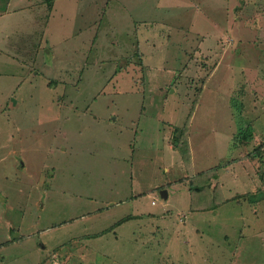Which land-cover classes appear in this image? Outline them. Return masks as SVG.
<instances>
[{
    "label": "rangeland",
    "instance_id": "374dc122",
    "mask_svg": "<svg viewBox=\"0 0 264 264\" xmlns=\"http://www.w3.org/2000/svg\"><path fill=\"white\" fill-rule=\"evenodd\" d=\"M0 192V264H264V0H0Z\"/></svg>",
    "mask_w": 264,
    "mask_h": 264
},
{
    "label": "crops",
    "instance_id": "0c3cea01",
    "mask_svg": "<svg viewBox=\"0 0 264 264\" xmlns=\"http://www.w3.org/2000/svg\"><path fill=\"white\" fill-rule=\"evenodd\" d=\"M53 1V3L55 2H58V0H52ZM57 7V6H56ZM69 6H63L62 7V9H61V11L63 12V13H65V14H68L69 16H71L70 14H72L73 12H71L73 9H70L71 11H70V13H68L67 11H66V9L68 8ZM53 7H52V2L50 3V11H49V15H51V17H52V15H53V12L54 11H56V8L54 7V11L52 12V9ZM70 8V7H69ZM6 9H8V8H6ZM66 20V19H65ZM68 35H70V34H68ZM166 184V183H165ZM161 185H164V184H159V185H157L155 188H157V187H159V186H161ZM154 188V189H155ZM154 189L153 190H151V192H154ZM141 190H143V189H141ZM163 190H166V192H167V196L166 197H164L163 195H162V191ZM168 189L165 187H163L161 190H160V193H161V196H162V198L163 199H165V200H167V201H169L168 200V191H167ZM144 193H146V192H144V191H141V192H139V193H137L136 195L135 194H132L131 196L130 195H128L126 198H124L123 197V199H119V200H115V201H113V198L111 197L112 196V194H110L108 197H107V195H106V197H101L100 195H95V193H94V191H92L91 192V194L89 195V194H87V195H83L86 199H92V200H94L95 199V201H103V202H106V206L105 207H101V206H99V207H97V208H94V209H91L90 211L88 210V211H86V212H83L82 214H80V215H75V216H73V217H70L68 220H66L64 223H62L61 225H58L57 227H55V229L56 230H59V229H61L63 226H68V229L67 230H69L71 227H70V225L71 224H75V223H73V222H79V221H81V220H83V219H85V218H90L91 216H93V215H97V214H102V213H104V212H107V211H109L108 209H106V208H109V207H112L111 208V210H116L117 209V207L116 206H125L124 208H127L128 210H126V211H131L130 213H128V214H125V216H123L122 218H119L118 220H116V221H114V222H112V224H109V226H108V228H106V229H99V230H94V231H85V230H78L79 231V233L81 234V236H80V238L78 239V238H73V239H78L79 241H80V243H85V241H90V242H92V243H94V244H96V241H107V240H110V239H107L106 237H104V236H107L106 235V233L107 232H118L117 230L119 229V228H121L123 225H125L126 223H128V222H130L131 220H134L132 223H129L130 225H128V228H130L129 230H131V231H134V228H135V226H136V224H135V222L137 223L138 221L137 220H140V217L141 216H143L144 214H146V213H149L150 211H152V210H157V209H149V208H143V207H141L140 206V204L139 203H137V205L135 206V202H137V198H135V197H139L140 195H142V194H144ZM6 196L7 195H5L3 192H0V201H2V202H5V201H7V198H6ZM131 199H133V200H131ZM150 199H151V203H152V205H154L155 203H158V200L156 199V198H154L153 196H150ZM114 205H115V207H114ZM7 203L5 204V208H7ZM102 208H105V210H103V211H101L102 210ZM164 208V207H163ZM165 208H168V206H165ZM135 209V211H133ZM161 209V208H160ZM148 210V212H146ZM94 211H96V212H94ZM118 211V210H117ZM132 212H134V213H132ZM19 218V217H18ZM135 218H139V219H135ZM92 220L91 221H89V222H86V223H88V224H92ZM84 224L83 225V227L81 226V228H89L90 226H87V224ZM113 226V227H112ZM111 227L113 228V229H111ZM123 229H126V228H124V227H122ZM21 228H16V226L15 225H13L12 227H11V229H10V233H11V236L8 238V239H5L3 242H0V247H9L10 245H14V244H16V243H21V242H23V240H25L26 238V236L24 235V234H22L21 232ZM40 231V228L39 227H36V228H34V229H32L31 231H29L28 232V235H35L36 233H38ZM123 232H125V231H123ZM128 232V231H127ZM30 233V234H29ZM44 233H46V230L44 231ZM55 233V232H54ZM69 233H72V230H69V231H66V234H68V235H70ZM121 233V235H119V234H117V236L115 237V239H113V240H115V241H117V240H119V237H122L123 238V234H125V233H122V232H120ZM133 233V232H132ZM131 233V234H132ZM45 235V234H44ZM58 236H59V234H58ZM25 238V239H24ZM82 239L84 240V241H82ZM68 240H71L72 241V244L74 243V242H76V241H74V240H72V239H68ZM52 241H50V239H48V237H45V240L43 241V244H42V246H41V255L39 256V258H36V260L33 262V264H38V262L40 263V258L42 257L43 259H47V260H45L44 261V263L43 264H58L57 262H56V260H55V258H57V261H58V258H60V259H62L63 257H65L67 254H66V251H68V249L67 248H65L67 245H64V246H61V248L59 247V249L57 250V253H55V250H56V248L57 247H53V248H51L53 245H52ZM79 243V242H78ZM62 244V243H61ZM35 247H37V249H38V245H35L34 244V249H35ZM74 248V247H73ZM40 249V248H39ZM46 249L48 250L46 253L44 252V251H46ZM80 249H81V254H82V256H81V260H82V263L83 264H97V258H95V257H89V256H86V251L89 249V250H92V249H94V247H92V246H89V245H86V246H82V247H80ZM0 252H2V251H0ZM51 253H53L54 254V256H55V258L53 257V256H51ZM45 254H46V256H45ZM72 254V253H71ZM9 255V253L8 254H6L5 252L3 253H1L0 254V263H5L6 262V258H7V256ZM20 256L21 255H18V254H15V262H14V264H24V263H21V262H19L20 261ZM50 259H52V260H50ZM8 262V261H7ZM42 262V261H41Z\"/></svg>",
    "mask_w": 264,
    "mask_h": 264
},
{
    "label": "trees",
    "instance_id": "16d2710c",
    "mask_svg": "<svg viewBox=\"0 0 264 264\" xmlns=\"http://www.w3.org/2000/svg\"><path fill=\"white\" fill-rule=\"evenodd\" d=\"M252 132H253L252 126H248V128L245 129L244 133L241 134L240 139H243L244 136L247 138H249L250 136H253ZM176 147H177V144H176Z\"/></svg>",
    "mask_w": 264,
    "mask_h": 264
},
{
    "label": "water",
    "instance_id": "95a60500",
    "mask_svg": "<svg viewBox=\"0 0 264 264\" xmlns=\"http://www.w3.org/2000/svg\"><path fill=\"white\" fill-rule=\"evenodd\" d=\"M162 195H163L164 197L167 196V192H166V190H163V191H162Z\"/></svg>",
    "mask_w": 264,
    "mask_h": 264
}]
</instances>
